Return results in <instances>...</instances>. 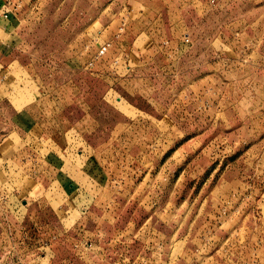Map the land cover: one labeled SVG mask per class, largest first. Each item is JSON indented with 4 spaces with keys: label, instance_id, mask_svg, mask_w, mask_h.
<instances>
[{
    "label": "rangeland",
    "instance_id": "obj_1",
    "mask_svg": "<svg viewBox=\"0 0 264 264\" xmlns=\"http://www.w3.org/2000/svg\"><path fill=\"white\" fill-rule=\"evenodd\" d=\"M0 6V264H264V0Z\"/></svg>",
    "mask_w": 264,
    "mask_h": 264
},
{
    "label": "built area",
    "instance_id": "obj_2",
    "mask_svg": "<svg viewBox=\"0 0 264 264\" xmlns=\"http://www.w3.org/2000/svg\"><path fill=\"white\" fill-rule=\"evenodd\" d=\"M12 10L11 9H8V8H1L0 9V22H3V21H8L10 19V15L12 14ZM186 42H189V39L186 38ZM110 48V44H104L102 47L99 48V51H98V56L99 57H102L104 56L107 52H108V49Z\"/></svg>",
    "mask_w": 264,
    "mask_h": 264
},
{
    "label": "crops",
    "instance_id": "obj_3",
    "mask_svg": "<svg viewBox=\"0 0 264 264\" xmlns=\"http://www.w3.org/2000/svg\"><path fill=\"white\" fill-rule=\"evenodd\" d=\"M1 8H2V7L0 6V9H1ZM14 16H15V13H12V14L10 15V19H9L8 21L0 22L1 26L3 27V26H7V25H9L10 22L14 21Z\"/></svg>",
    "mask_w": 264,
    "mask_h": 264
}]
</instances>
